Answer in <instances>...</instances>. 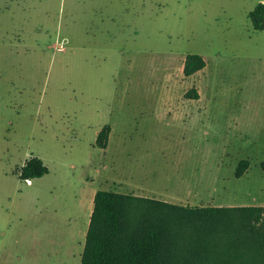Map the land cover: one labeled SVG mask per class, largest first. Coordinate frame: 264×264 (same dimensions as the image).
<instances>
[{"label": "rangeland", "instance_id": "rangeland-1", "mask_svg": "<svg viewBox=\"0 0 264 264\" xmlns=\"http://www.w3.org/2000/svg\"><path fill=\"white\" fill-rule=\"evenodd\" d=\"M258 4L0 0V264H77L97 191L197 177L193 207H264ZM187 55L205 62L189 78ZM31 158L48 174L28 184Z\"/></svg>", "mask_w": 264, "mask_h": 264}, {"label": "trees", "instance_id": "trees-1", "mask_svg": "<svg viewBox=\"0 0 264 264\" xmlns=\"http://www.w3.org/2000/svg\"><path fill=\"white\" fill-rule=\"evenodd\" d=\"M253 31H264V4L248 13ZM205 68L204 60L187 55L183 76ZM197 100L194 89L185 94ZM110 128L96 136L95 145L107 147ZM249 167L239 162L235 178ZM48 174L38 158L19 170L22 181ZM80 264H264V207H189L97 191Z\"/></svg>", "mask_w": 264, "mask_h": 264}, {"label": "crops", "instance_id": "crops-1", "mask_svg": "<svg viewBox=\"0 0 264 264\" xmlns=\"http://www.w3.org/2000/svg\"><path fill=\"white\" fill-rule=\"evenodd\" d=\"M27 183L30 184L31 181ZM178 185L179 187L175 188V190L173 191H167L165 187L162 188L161 190L159 189L153 190V189H148L142 186L139 188L137 187L135 189L133 188L127 189L126 190L127 194H123V195H130V196L137 197V198L155 200V201H159V202H163V203H167L171 205H176V206L193 207L191 206L193 204L192 200L197 199L198 189L200 188L197 177H196V183L192 185L190 184V182L187 181V179L184 176L182 177L180 176V182L178 183ZM95 193L96 192H93L91 195V200H92L91 207H92L93 197ZM217 207H221V205H218ZM82 252L78 254L77 264H80Z\"/></svg>", "mask_w": 264, "mask_h": 264}]
</instances>
